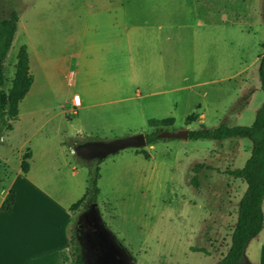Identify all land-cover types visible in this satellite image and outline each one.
<instances>
[{"label": "rangeland", "instance_id": "1", "mask_svg": "<svg viewBox=\"0 0 264 264\" xmlns=\"http://www.w3.org/2000/svg\"><path fill=\"white\" fill-rule=\"evenodd\" d=\"M110 1L116 9L108 14L104 9L107 0H0V20L11 12L18 16L5 62L4 90L11 85L21 46L27 48L33 79L19 103L18 120L10 123L12 130L0 124V190L24 154L40 140L49 139L59 153L57 160L77 168L75 178H63L65 189L74 191V201L90 189L85 204L76 209L69 237L82 215L95 205L105 227L136 264H210L211 259H221L230 246L246 184L227 171L243 168L251 154L249 140L162 139L140 150H122L101 163L92 161L91 171L70 153L69 146L152 134L156 129L148 126L149 119L172 118L174 123L162 128L170 133L195 131L201 126H250L264 104L258 77L264 44V0ZM119 12L120 27L164 26L170 38V71L174 73L168 88L176 90L164 97L167 104L161 108L144 105L141 111L135 102H127L115 105L121 113L111 118L102 116L98 107L77 115L78 110L64 98L72 96L75 87L67 78L71 54L80 50L85 37V46L91 42L96 45L94 51L84 48L95 58L96 41L102 29L107 32L110 27L108 17ZM183 77L188 81L182 82ZM205 80L215 81L194 86L195 81ZM183 86L187 89H181ZM189 86L195 88L191 95ZM128 90L124 87L121 91ZM206 93L208 97L203 96ZM196 112L199 119L186 124V117ZM44 123L47 126L37 134L35 130ZM197 164L202 167L197 170L195 189L191 179ZM96 168L98 194L91 187ZM262 210L264 214V202ZM261 245L264 228L248 243L246 257L254 260ZM83 246L87 264H97L93 243L84 240Z\"/></svg>", "mask_w": 264, "mask_h": 264}, {"label": "crops", "instance_id": "2", "mask_svg": "<svg viewBox=\"0 0 264 264\" xmlns=\"http://www.w3.org/2000/svg\"><path fill=\"white\" fill-rule=\"evenodd\" d=\"M110 2L107 0L108 4L104 6L108 14L116 9ZM120 15L121 12L115 17H108L106 23L110 27H107V32L102 29L96 41L98 50L95 58L84 50L86 47L94 51L96 47L92 42L85 46V37H82L80 50L71 54L72 64L67 78L75 87L72 96L66 94L64 98L73 109L78 110L77 115L98 107L102 116L111 118L121 113V109L116 112L114 106L127 102H135L142 108L141 111H144V105L150 109L161 108L167 104L164 97L176 90L168 88L174 73L170 71V38L168 32H164V26L142 25L141 28L131 24L120 27ZM109 18L119 20L111 21ZM148 29L153 32H148ZM139 30L144 33H139ZM181 81L187 82L188 79L183 77ZM214 81H195L194 86ZM194 86H189V95L193 93ZM124 87L129 89L128 92L121 91ZM183 88L187 89L186 86ZM75 95L80 98V105L76 108L73 106ZM203 96L208 97L209 94ZM46 126L45 123L39 125L36 133ZM74 147L69 146L71 154ZM29 153L27 173H22L19 166L13 171V176L10 174L6 187L0 190V205L9 191L15 193L11 212L0 211V264H70L67 230L73 224L76 213L70 207L83 196L75 202L74 191L71 189L68 192L63 182L66 177L75 178L77 168L57 160L59 153L53 150L49 139L40 140ZM211 260L210 264L219 261ZM243 264H264V245H261L260 254H256L254 260L246 257L245 249Z\"/></svg>", "mask_w": 264, "mask_h": 264}, {"label": "trees", "instance_id": "3", "mask_svg": "<svg viewBox=\"0 0 264 264\" xmlns=\"http://www.w3.org/2000/svg\"><path fill=\"white\" fill-rule=\"evenodd\" d=\"M17 28L18 16L15 12H11L8 18L0 20V124L8 130H12L10 123L18 120L19 103L28 94L33 83L32 76L29 73L28 51L26 46H21L16 56L15 71L11 85L7 90H4L6 83L5 62L11 50ZM262 49L263 52L258 59V77L260 88L264 92V44ZM198 117L197 113H193L186 117L185 123H193L197 121ZM173 123L174 120L172 118L162 120L149 119L147 121L148 126L156 130L152 134H145L147 146L162 140L158 139L157 135L163 131L162 128L171 126ZM232 138L249 140L251 142V154L243 168L227 171L235 179L243 180L246 184V190L238 204L237 220L231 234L230 246L227 253L216 264H241L244 260L248 243L252 239L257 238L264 228L262 210L264 202V104L257 111L255 119L250 126L228 127L221 125L213 129L201 126L198 130L189 131L190 140L223 141ZM80 143L82 142H78L76 145ZM141 153L145 158H148V154L145 151L141 150ZM29 158V152L22 157L20 165L22 173H27L29 169ZM101 162L98 161V163ZM85 164L91 171L89 163ZM201 167L202 165L199 164L194 167L195 175L191 179V186L195 189L198 187L197 170ZM97 171L98 169L96 168L91 178V187L94 194H98L97 181L99 175ZM88 191L90 189H87L83 197L70 207L71 211L76 212L78 207L85 204L86 197L89 194ZM14 202L15 193L9 191L0 205V211L4 213L11 212ZM90 212L95 213L99 222L97 239L90 238V242L94 245L93 252L96 256L94 261L97 264H130V262L136 264L127 249L105 227L95 205L89 209ZM84 240L86 239L81 240L78 237L77 230L74 231V235L69 237L68 256L70 264H87L85 247L83 246Z\"/></svg>", "mask_w": 264, "mask_h": 264}, {"label": "water", "instance_id": "4", "mask_svg": "<svg viewBox=\"0 0 264 264\" xmlns=\"http://www.w3.org/2000/svg\"><path fill=\"white\" fill-rule=\"evenodd\" d=\"M157 138L188 140L189 131L180 130L173 133L162 131L157 135ZM146 146L147 140L145 134H137L108 142L98 141L80 143L72 149V152L85 163H91L92 161H102L103 159L114 155L122 150H140L145 148ZM97 227L98 225L96 224L95 228ZM130 264H134V262H130Z\"/></svg>", "mask_w": 264, "mask_h": 264}, {"label": "flooded vegetation", "instance_id": "5", "mask_svg": "<svg viewBox=\"0 0 264 264\" xmlns=\"http://www.w3.org/2000/svg\"><path fill=\"white\" fill-rule=\"evenodd\" d=\"M98 223L99 222L97 217L95 216V213H89V210L86 211L79 220V224L77 227L78 237L81 240L86 239V241H91L90 238L97 239L99 234L97 233V228H95V225H98Z\"/></svg>", "mask_w": 264, "mask_h": 264}, {"label": "built area", "instance_id": "6", "mask_svg": "<svg viewBox=\"0 0 264 264\" xmlns=\"http://www.w3.org/2000/svg\"><path fill=\"white\" fill-rule=\"evenodd\" d=\"M79 105H80V98H79L78 95H75V96L73 97V106L76 108V107H78Z\"/></svg>", "mask_w": 264, "mask_h": 264}]
</instances>
